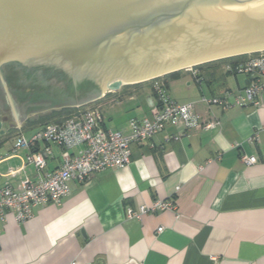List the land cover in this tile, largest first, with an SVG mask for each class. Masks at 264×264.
I'll list each match as a JSON object with an SVG mask.
<instances>
[{"label": "crops", "instance_id": "1", "mask_svg": "<svg viewBox=\"0 0 264 264\" xmlns=\"http://www.w3.org/2000/svg\"><path fill=\"white\" fill-rule=\"evenodd\" d=\"M229 68V62H215L161 77L172 101L193 103L202 116L218 119L215 130L166 127L130 146L127 167L104 170L85 183L72 180L59 205L37 206L21 223L5 211L0 264H264V88L257 108L222 111L200 102L202 96L222 97L251 83V76ZM149 96L155 106L151 84L126 85L79 106L98 107L99 129L127 136L130 120L151 119ZM76 107L62 104L0 135V189L38 179L25 160L30 153L42 154L45 171L59 168L61 147L40 143L13 152V144L20 135L29 139L45 125L63 121ZM254 133L258 142L251 143ZM242 155L254 163H242ZM157 200L171 201L173 210L127 216L128 209Z\"/></svg>", "mask_w": 264, "mask_h": 264}, {"label": "water", "instance_id": "2", "mask_svg": "<svg viewBox=\"0 0 264 264\" xmlns=\"http://www.w3.org/2000/svg\"><path fill=\"white\" fill-rule=\"evenodd\" d=\"M260 51L264 0H0V135L62 104Z\"/></svg>", "mask_w": 264, "mask_h": 264}, {"label": "built area", "instance_id": "3", "mask_svg": "<svg viewBox=\"0 0 264 264\" xmlns=\"http://www.w3.org/2000/svg\"><path fill=\"white\" fill-rule=\"evenodd\" d=\"M192 68L188 69L191 70ZM235 74L249 75L251 83L243 90L227 92L222 97L207 98L200 102L228 111L235 106H260V94L264 88V52L253 55L230 66ZM152 91L157 103L152 108L151 119H132L129 122L130 134L101 130L102 113L96 106H78L75 113L58 123H49L29 139L18 136L13 144V152L20 149H33L40 143H49L63 149V160L58 169L45 171L46 162L39 152L26 156V163L32 165L38 179L35 182L22 180L16 188L4 186L0 189V220L4 212L14 214L16 222L31 218L32 210L44 204L59 205L69 195V183L75 180L87 182L94 174L107 169H122L130 163V146L141 144L162 132L166 127L181 128L185 133L215 130L220 122L214 117H204L195 110L193 103L178 104L170 99L161 77L151 80ZM258 142V134L249 139ZM82 147L79 155H71L70 150ZM241 162L254 163L253 158L242 155ZM171 201H154L150 206H140L137 211L127 210L129 218H140L147 213L172 211ZM162 228H157L161 232Z\"/></svg>", "mask_w": 264, "mask_h": 264}, {"label": "trees", "instance_id": "4", "mask_svg": "<svg viewBox=\"0 0 264 264\" xmlns=\"http://www.w3.org/2000/svg\"><path fill=\"white\" fill-rule=\"evenodd\" d=\"M253 54H256V53H251L250 55H253ZM248 56V54H245V55H240V56H235V57H230V58H225V59H221V60H217V61H212V62H209V63H215V62H229V65L230 66H234L235 63L239 62V61H242L244 59H246ZM209 63H205V64H209ZM205 64H202V65H205ZM201 66V65H199ZM198 67V66H196ZM180 72V71H178ZM178 72H174V73H171V74H168V75H165V76H169V75H174ZM147 82H144V83H140V84H135L134 86H139V85H142V84H145Z\"/></svg>", "mask_w": 264, "mask_h": 264}, {"label": "rangeland", "instance_id": "5", "mask_svg": "<svg viewBox=\"0 0 264 264\" xmlns=\"http://www.w3.org/2000/svg\"><path fill=\"white\" fill-rule=\"evenodd\" d=\"M167 80H168V82H169V83L173 82V80H172V78H171V77H168V78H167ZM145 84H151V81H147V83H145ZM143 87H144V86H143ZM89 106H90V105H89V104H87V105H85V106H82V107H84V108H85V107H89ZM105 110H106V109H105V108H103V109H102V112H104V113H105Z\"/></svg>", "mask_w": 264, "mask_h": 264}, {"label": "bare ground", "instance_id": "6", "mask_svg": "<svg viewBox=\"0 0 264 264\" xmlns=\"http://www.w3.org/2000/svg\"><path fill=\"white\" fill-rule=\"evenodd\" d=\"M260 52H262V51H260ZM257 53V52H256ZM248 54H251V53H248ZM192 66V65H191ZM191 66H186L185 68H189V67H191ZM133 84V83H132Z\"/></svg>", "mask_w": 264, "mask_h": 264}]
</instances>
